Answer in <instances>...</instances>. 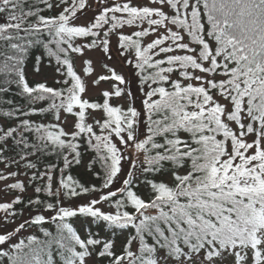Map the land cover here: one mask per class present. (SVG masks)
<instances>
[{
    "label": "snow or ice",
    "instance_id": "1",
    "mask_svg": "<svg viewBox=\"0 0 264 264\" xmlns=\"http://www.w3.org/2000/svg\"><path fill=\"white\" fill-rule=\"evenodd\" d=\"M0 165V264H264V0H0Z\"/></svg>",
    "mask_w": 264,
    "mask_h": 264
},
{
    "label": "rangeland",
    "instance_id": "2",
    "mask_svg": "<svg viewBox=\"0 0 264 264\" xmlns=\"http://www.w3.org/2000/svg\"><path fill=\"white\" fill-rule=\"evenodd\" d=\"M89 15H91V13H89ZM104 87H107V85H104ZM2 167V165H0Z\"/></svg>",
    "mask_w": 264,
    "mask_h": 264
},
{
    "label": "trees",
    "instance_id": "3",
    "mask_svg": "<svg viewBox=\"0 0 264 264\" xmlns=\"http://www.w3.org/2000/svg\"><path fill=\"white\" fill-rule=\"evenodd\" d=\"M1 167V166H0Z\"/></svg>",
    "mask_w": 264,
    "mask_h": 264
}]
</instances>
